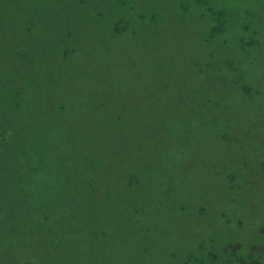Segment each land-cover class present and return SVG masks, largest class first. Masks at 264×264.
<instances>
[{"label": "rangeland", "instance_id": "rangeland-1", "mask_svg": "<svg viewBox=\"0 0 264 264\" xmlns=\"http://www.w3.org/2000/svg\"><path fill=\"white\" fill-rule=\"evenodd\" d=\"M214 1L233 25L211 40L189 0H0V46L20 44L39 64V103L55 115L38 124L49 145L42 186L24 179L16 208L29 192L37 205L66 197L53 250H12L5 235L0 258L179 264L213 240L241 253L257 245L264 262V0ZM119 139L128 148L112 157ZM101 144L110 148L92 153ZM90 154L111 188L82 209L73 195Z\"/></svg>", "mask_w": 264, "mask_h": 264}, {"label": "trees", "instance_id": "trees-1", "mask_svg": "<svg viewBox=\"0 0 264 264\" xmlns=\"http://www.w3.org/2000/svg\"><path fill=\"white\" fill-rule=\"evenodd\" d=\"M189 5L193 11L201 13L209 25L211 40L231 32L233 15L219 3L214 0H189ZM120 25V21L114 25L113 35L115 37L118 35ZM240 44L245 43L240 40ZM38 65L34 61L27 60V55L20 44H1L0 189L6 191H0V222L3 223L0 224V246L1 239L6 235L12 250L15 247H28L29 244L33 245V249L39 247L42 253H48L50 249L53 250L56 247L57 240L53 238V233L57 230L61 235L66 233L59 226L62 222H58L53 216L54 213H58V210L61 211L60 214H64L61 201H64L66 197L63 198V195L57 192L48 194L43 199L39 196L37 205L35 194L29 192L26 196L28 208L25 210L16 208L19 200L23 205L22 197L24 196H21L19 192V186L23 180L27 179L30 186L36 184L41 187L39 179L47 160H49V145L41 139L38 124L41 117L51 119L55 115L51 113V105L39 103L41 89L35 82L36 79H39L40 74H33L35 68L39 67ZM30 73L33 76H29ZM26 87L27 92H30L29 98L32 97L29 102H25L24 98ZM125 144L119 139L116 149L111 151L110 156L120 157L128 148ZM109 148L101 144L98 148L92 149V153H100ZM107 172L108 169L104 165H98L94 160V155L92 157L90 154L89 160L85 161L83 178L76 179L77 185H75L76 191H74L76 194L73 195L75 202L81 198L82 209L88 208L91 198L94 199L100 195L97 193V189L107 188L110 191L111 187L105 177ZM10 187H12V192H10ZM132 188L131 182H128L122 189L127 193ZM9 200L13 201L11 204V207L14 206L12 213L7 206L4 208L5 202ZM53 203L56 205L55 210L48 209ZM40 204L45 211L42 210ZM44 212L48 215V219L41 221L40 216ZM77 216H79V212L75 213V218ZM6 221L7 225L4 227ZM44 237L48 238L45 243H43ZM196 246V251L189 253L179 264H264L260 256L262 250L260 251V247L257 245H252L247 253H241L242 245L237 242H228L217 246L213 240H203L197 242ZM0 262L1 264L5 262L11 264L9 258L8 260L0 258Z\"/></svg>", "mask_w": 264, "mask_h": 264}]
</instances>
